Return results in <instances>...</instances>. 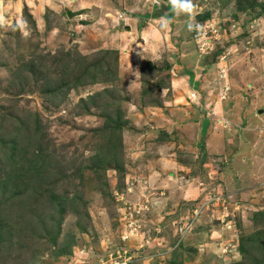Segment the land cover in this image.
<instances>
[{
    "label": "rangeland",
    "instance_id": "1",
    "mask_svg": "<svg viewBox=\"0 0 264 264\" xmlns=\"http://www.w3.org/2000/svg\"><path fill=\"white\" fill-rule=\"evenodd\" d=\"M102 1L0 0V264H264V0Z\"/></svg>",
    "mask_w": 264,
    "mask_h": 264
},
{
    "label": "clouds",
    "instance_id": "2",
    "mask_svg": "<svg viewBox=\"0 0 264 264\" xmlns=\"http://www.w3.org/2000/svg\"><path fill=\"white\" fill-rule=\"evenodd\" d=\"M71 1V0H64ZM75 1V0H73ZM172 11L175 15L180 16L181 14L187 16L189 18V23L187 24V28L189 31H199L201 25L195 22V16L197 14V6L193 3V0H169ZM168 21H165L162 24L163 28L168 27Z\"/></svg>",
    "mask_w": 264,
    "mask_h": 264
},
{
    "label": "crops",
    "instance_id": "3",
    "mask_svg": "<svg viewBox=\"0 0 264 264\" xmlns=\"http://www.w3.org/2000/svg\"><path fill=\"white\" fill-rule=\"evenodd\" d=\"M105 1H106V0H105ZM105 1L100 2L101 5H102V8L109 7L108 3H105ZM85 4H89V3L86 2ZM144 35H145V32H144Z\"/></svg>",
    "mask_w": 264,
    "mask_h": 264
},
{
    "label": "built area",
    "instance_id": "4",
    "mask_svg": "<svg viewBox=\"0 0 264 264\" xmlns=\"http://www.w3.org/2000/svg\"><path fill=\"white\" fill-rule=\"evenodd\" d=\"M59 1H62V0H59Z\"/></svg>",
    "mask_w": 264,
    "mask_h": 264
},
{
    "label": "trees",
    "instance_id": "5",
    "mask_svg": "<svg viewBox=\"0 0 264 264\" xmlns=\"http://www.w3.org/2000/svg\"><path fill=\"white\" fill-rule=\"evenodd\" d=\"M202 148H203V146H202Z\"/></svg>",
    "mask_w": 264,
    "mask_h": 264
}]
</instances>
